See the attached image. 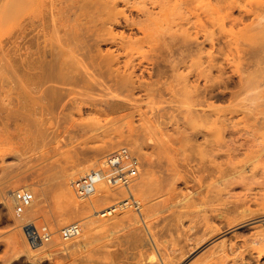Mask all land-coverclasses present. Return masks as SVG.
I'll use <instances>...</instances> for the list:
<instances>
[{"label": "rangeland", "instance_id": "374dc122", "mask_svg": "<svg viewBox=\"0 0 264 264\" xmlns=\"http://www.w3.org/2000/svg\"><path fill=\"white\" fill-rule=\"evenodd\" d=\"M183 1L182 6L179 0H55L38 12L29 9L22 27L10 21L0 25V51L5 53L0 59V264H147L153 237L171 253L170 248L195 231L189 228L196 213L182 221L173 217L178 213H190L205 200L211 221L219 224L225 220L219 214L225 207L243 202L254 207L264 197V56L258 45L264 0ZM104 2L123 12L117 21L104 24L111 35L101 30L95 34L96 25L102 26L97 10ZM55 27L61 34L53 33ZM136 27L149 32L150 45L138 42L144 32ZM75 32L99 61L111 55L118 59L102 67L90 64L98 75L56 97L41 99L29 81H14L11 69L19 55L22 61L37 43L43 46L57 35L68 38ZM183 35L198 47L179 59L176 45H182ZM174 45L175 54H169L173 62L164 61L167 47ZM123 79L121 88L116 80ZM194 84L212 87L219 96L194 107ZM114 98L122 102L115 110L110 104ZM199 107L206 116L193 115ZM197 130L194 139H186ZM121 146L141 159L132 185L140 208L121 203L125 188L104 180L97 189L116 188L113 202L79 199L71 179L98 168ZM145 179L149 190L143 192L136 185ZM66 182L77 200L74 205L62 197ZM218 187L223 188L220 194ZM25 188L39 202L28 208L30 217L53 231V240L44 247L27 239L14 212L13 192ZM108 207L118 213L100 216ZM255 221L231 227L227 239L254 247L261 235ZM73 222L80 224L81 233L63 240L60 229ZM196 228L201 230L202 224L197 222ZM247 258L251 264H264V253Z\"/></svg>", "mask_w": 264, "mask_h": 264}, {"label": "bare ground", "instance_id": "6f19581e", "mask_svg": "<svg viewBox=\"0 0 264 264\" xmlns=\"http://www.w3.org/2000/svg\"><path fill=\"white\" fill-rule=\"evenodd\" d=\"M54 1L55 0H0V25L6 21H10L11 24H17L20 27H22L23 26V20L26 17V15L28 14L27 11L29 9H32L34 12H38V11H40V9L44 5H46V4L52 5L54 3ZM89 1H90V3H92L93 0H89ZM179 1L181 3L180 5H182L185 2L183 0H182L183 3L181 0H179ZM98 5H100L99 2L93 4L91 7L95 9L98 7ZM178 6H179V2H178ZM101 8H102L101 10H97V16H100L102 18V20L100 21L102 23V26L99 27L98 25H96L95 34H97V31L101 30V31H103L102 34H110L111 35V34H113L112 30L105 28L104 24L109 23V22L113 23V21H117L118 15L122 14L123 12L122 11H119V12L114 11L115 6L113 7L112 5H109L108 2L102 3ZM125 20H126L127 25H131L133 23L127 17L125 18ZM138 23H139V21H138ZM261 23H262L261 24L262 26H260L261 29H260V35L258 37V45H259L260 53L264 56V20H262ZM136 28H138L139 31L141 30L144 32V37L139 38L138 42L147 43L148 45H150L151 42L148 39V34H147L148 31H145V28L143 29L142 27H136ZM53 33L54 34H61V29L58 27H55L53 30ZM66 34H69V33H66ZM77 34L78 33L75 32V34H71L70 37H68V38H62V37H60V35H57L56 39H53L50 43H47L43 46L41 45V43H37L38 44L37 49L34 52L30 53L29 56H27V58L22 59V61H20V58L22 55H19L20 58L18 57L16 59V61L13 62L14 64L12 65L13 67L11 69L14 73L12 75L14 77V81L16 83L17 82H23V80H25L27 82L29 81V83L32 85L33 93H35L41 99L47 97V95H51L52 97H56L60 92L66 91L68 86H71L75 83H79L82 81H87V80L93 79L96 75H98L95 70L94 71L90 70L91 66L95 65V66L102 67L103 62H106V64H108V63L113 62V61L118 59V58H115L114 55H111L110 57H108V59L101 58V60L102 59L103 60L99 61L97 59L99 57H95L98 54L97 53L95 54L92 52L93 47L91 46L92 51L88 48H87L88 49L87 50L85 48V46H87L86 42H85L86 40H82L81 36L77 35ZM181 34H192V33L190 31H184V33H181ZM122 35H123V33H122ZM125 36H126V34H125ZM111 37L116 38L115 36H111ZM117 38H118V36H117ZM122 38L123 37H121V39ZM188 38H189V35L184 36L182 38L183 48H181V46H182L181 44L180 45L178 44V46L176 45V47H177L176 51L178 52L180 49V51L178 52L179 53L178 55L180 56V57H178L179 59H184L186 56L193 53L192 51L194 50V47H198V44H196V42L192 41L191 38H189V39ZM163 40H164V38L162 39V41ZM179 40H181V39H179ZM123 41H124V39H123ZM119 43H120V41H119ZM173 43H176V42H173ZM121 44L123 46L124 42H121ZM147 44H144V45H147ZM171 45H172V43H171ZM168 46H169V44H168ZM96 47H97V44H96ZM176 47L174 45V47H172L171 49L169 48L170 50L167 47L168 51H167V54L165 55V57H163L164 61H167L170 63L173 62L172 60H170L171 58L169 56H172L173 54H175V51L173 53L172 50H175L173 48H176ZM83 50H85V51H83ZM163 50H165V49H163ZM163 50H159V52L162 55H163V53L166 52V51L163 52ZM197 51H198L197 53L202 52L201 48L200 49L198 48ZM170 53L172 55H169ZM0 54H1L0 59H4L5 53L3 52L2 48H1ZM2 55H3V57H2ZM99 55H101V54H99ZM102 56L103 55H101V57ZM104 56H106V55H104ZM5 60H7V59H5ZM90 64H91V66H90ZM161 69H163V67H161ZM159 71H160V69H159ZM115 73H116V71H115ZM128 77L129 76H127L126 78H128ZM130 77H131V75H130ZM125 79H123L120 82H118L119 80H116V84L119 83L120 84L119 87H121V88H123V86L125 87V85H126ZM210 86H214V84H212ZM192 87H193V94L191 96L193 97V99L191 100V103H192V106H194V107H197V106L204 104L209 99V97L211 95H213V92H214L213 88L212 87L208 88L207 85H204L202 87L199 84H194V85H192ZM214 96L216 97L217 94L213 95V97ZM218 96H219V94H218ZM211 98H212V96H211ZM104 100L108 102V99H104ZM110 104H112V109L115 110V109L121 107L122 102L120 100L114 98V100ZM193 115H195L197 118L204 117V116H206L205 109H203L201 107L195 108ZM197 134H199V130H197L196 132H193V133L189 132L188 135L186 136V139L187 140L194 139ZM100 167H101V163H100V166H98V168H100ZM142 168H144V167H142ZM93 169H96V168H93ZM105 170L106 169L103 168V171H105ZM73 179L74 178L71 179L70 185H71V182ZM101 180H104V179L101 178L100 181ZM98 183H97V185H98ZM62 185H63L62 197L66 200V203L68 205L76 204L77 200H75L74 196H73L75 193L72 194V191L70 189H68L67 182L65 184L63 183ZM133 187H135V186H133ZM136 187H138L139 189H141L144 192L148 188V181L145 179L138 186L136 185ZM136 187H135V189L137 190ZM26 188H29V187H26ZM71 188H72V186H71ZM115 189L116 188H114L112 186H109V187L105 186L101 189H96V191H95L96 194L94 193L89 198L96 197L95 203H97V204H100V202L102 204H104L105 202L107 203L108 201L113 202V199L116 198V193L114 192ZM147 190H149V189H147ZM222 190H223V188L218 187V189H217L218 194H220ZM3 195H5V194H3ZM13 195H14V192H13ZM13 195H12V199H13ZM79 199L85 200L86 198H79ZM214 199H216V197ZM33 202L34 203L38 202V200L34 199ZM34 203L31 205L32 207L36 206V203L35 204ZM10 204H11V201H10ZM206 204L207 203L205 202V200L197 203L196 209L190 210V213L187 210H185L187 213L186 212H180L178 210L180 213H178L177 215L175 214L176 216H173V217H176L175 220H178V221H182L183 218L187 214H189V215L194 214L195 215V213H196V215L193 216L194 218L191 219V223L193 225L189 228L190 230H195V231L187 237V240L185 243H183L182 245H180L177 248H174V247L170 248L172 250L171 253H168L169 247H168V249H166V247H164L166 249V252L163 251L162 249H164V248L160 247V244L158 243V239L156 240L157 237H153L155 244L151 245V247L149 248V249H151V251L149 252V256H148L149 262L147 264H186L187 263L186 261L190 260L192 256H196V257H194V259H191L192 261L190 264H251V263H249L247 256L252 258V255L254 252H257L258 256H261L264 253V214H261L262 212H264V197H262L261 200L257 201L255 203L254 207L251 204H248L247 202L234 203L232 206L225 207L224 209H222L219 212V214L222 217H224L225 220H222L219 224H215V223H213V221H211L212 220L211 219L212 214L211 215L209 214L208 208L205 207ZM113 205H114V203L111 204V207H113ZM128 206H130V205L128 204ZM193 206H194V204L189 205V208H188V205H185L184 208L187 207L188 209H190ZM28 208L26 209V211L24 213L18 215V217L20 219V223H21L23 229H25V230L27 228H29L30 226L39 227V225L37 224L35 219H32L30 217L29 212H28ZM105 210H108V211L103 213V211H105ZM121 210H124V209H121ZM217 210H219V208ZM217 210H215L214 208L211 209L212 212H215ZM103 211H102V213H100V216H102V217L107 216V215H111L113 213H118V208H115V209L113 208L110 210V207H108L107 209H104ZM114 211H117V212H114ZM259 214H261V216L255 217L256 215H259ZM135 216H136V214H135ZM135 216H133V217H135ZM109 218H107V219L109 220ZM121 219H123V218H121ZM252 220H256L255 222L259 223V227L261 230L260 231L261 232L260 239L254 241V245H255L254 247H252L250 245L252 247L251 248L249 246V244H246L247 242L240 244V243H237L235 241H232L233 239H231V238H230L231 240L227 239V234H228L227 231L231 227H233V226L243 227V226L252 224V222H251ZM97 221H99V219L93 220L91 223L93 224ZM103 222L104 221H102L101 223H103ZM197 222L202 224L201 230L196 228ZM125 225H127V224H125ZM129 225H131V223ZM25 234H26V232H25ZM154 236H155V234H154ZM219 238H222V239L219 240ZM52 240H53V238L50 241H52ZM50 241L43 242V247L46 246V244L49 243ZM167 250H168V252H167Z\"/></svg>", "mask_w": 264, "mask_h": 264}, {"label": "built area", "instance_id": "2783aa9c", "mask_svg": "<svg viewBox=\"0 0 264 264\" xmlns=\"http://www.w3.org/2000/svg\"><path fill=\"white\" fill-rule=\"evenodd\" d=\"M140 167V157L129 147L121 146L109 152L103 158L100 168L91 169L84 175L73 179L71 186L78 198L87 199L95 193L97 183L103 178L117 188H125L127 197L123 198L121 203L140 208V201H138L132 191V185L139 175ZM103 168L106 170L103 171ZM34 199V192L31 190H16L13 195L14 212L17 215L24 213L33 204ZM25 231L28 240L33 243L48 242L53 238V231L47 224H42L39 227L30 226ZM80 233L81 226L77 222L67 224L60 229V237L63 240L76 238Z\"/></svg>", "mask_w": 264, "mask_h": 264}]
</instances>
